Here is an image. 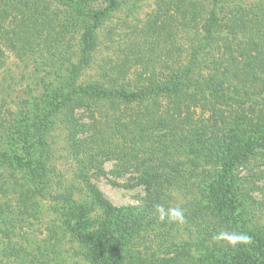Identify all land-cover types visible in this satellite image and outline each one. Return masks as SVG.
<instances>
[{"label":"trees","instance_id":"trees-1","mask_svg":"<svg viewBox=\"0 0 264 264\" xmlns=\"http://www.w3.org/2000/svg\"><path fill=\"white\" fill-rule=\"evenodd\" d=\"M50 2L69 5V0ZM156 3L165 15L170 14V37L165 35L164 39L159 32L140 43L125 42L133 52L132 60L123 65L113 62L112 70H100L110 88L79 84L81 70L68 71L65 79L51 85L53 100L31 121L34 133L27 140L45 145L44 128L56 113H62L73 155L82 167L97 165L96 156L105 153L136 165L135 182L144 187L147 205H130L124 213L135 215L156 203L169 202L178 191L191 194L184 208H189L190 200L195 202L193 213L205 217L208 225L219 227V231L223 228L221 236L228 234L239 242L240 238L252 239L255 231L262 230L260 240L264 241V194L259 196L264 190V0ZM116 4L113 0L112 6ZM45 7V0H0V50L8 47L28 55L45 48L44 41L50 37L62 52L64 20H58ZM109 11L104 8L96 14L103 16ZM176 27L179 33L189 36L192 32L194 36L184 42L174 40ZM95 36L91 28L83 35L81 62L90 61ZM1 57L0 52V62ZM161 64L165 70L159 71ZM111 101L116 112L109 114L102 107ZM120 103H127L129 111L125 106L115 109ZM82 108L90 113L91 121L78 115ZM103 118H112L111 125L102 126ZM40 129L44 133L37 137ZM115 138L119 141L114 143ZM46 160L47 156L17 159L0 148V164L22 170L37 181L34 184L56 170L51 166L49 172ZM86 184L102 215L96 230L83 234L82 243L110 246L113 263L120 264L122 242L113 220L123 209L114 206L90 181ZM30 185L16 186L11 202L0 198V219L11 221L13 204L34 200L30 195L35 196L36 190ZM3 195L0 190V197ZM60 199L65 200L66 211L73 218L81 221L86 217V207L71 206L67 199ZM80 228L85 229L84 223ZM200 261L221 262L208 257Z\"/></svg>","mask_w":264,"mask_h":264},{"label":"rangeland","instance_id":"rangeland-1","mask_svg":"<svg viewBox=\"0 0 264 264\" xmlns=\"http://www.w3.org/2000/svg\"><path fill=\"white\" fill-rule=\"evenodd\" d=\"M115 1L117 4L112 6L113 0H69L68 7H65L45 0L44 9L58 16V20H64L65 36L60 45L63 51L56 49L57 44L50 37L49 41H44L45 48L40 47L28 55L8 47L0 50V148L17 159L47 156L49 172L51 166L56 168L49 176H41L43 182L34 184L37 181L22 170L6 169L0 164V190L4 192L1 199L7 202L14 199V188L19 185L24 188L33 184L36 190L35 196L30 195L35 201L27 198L24 204L12 205L11 221L0 219V264H114L110 246L82 243L83 234L96 230L102 215L98 206L93 204L87 180L114 206L123 209L113 220L114 231L122 242L120 264H203L200 260L204 257L217 262L221 260L222 264H264V241L260 240L262 230L255 231L252 239L240 238L239 242L231 235L221 236L223 228L220 232L219 227L208 225L205 217L193 213L195 202L190 200L189 208H184L191 194L185 196L175 191L169 202L156 203L153 208L148 207L135 215L124 213L130 205L139 208L147 205L144 187L135 182L136 165L132 160L125 161L122 157L105 153L96 156L97 165L82 167L73 155L62 113H56L44 128L45 145H35L32 140H27L31 132L34 133L30 128L31 121L53 100L51 85L65 79L68 71L81 70L79 84L92 89L110 88L100 70H112L113 62L123 65L128 59L132 60L133 52L126 48L125 42L140 43L159 32L163 33L162 38L165 35H168L167 39L170 37L167 27L170 14L165 15L156 0ZM104 8L110 10L107 15L96 14ZM88 28L95 32L91 41L96 45L90 61L84 63L80 61V42ZM175 31L174 40L177 41L184 42L194 36L192 32L189 36L181 31L180 34L177 27ZM158 70H165L164 64L159 65ZM63 90L66 94L67 89ZM112 102L103 105L106 113L116 112L110 105ZM126 105L120 103L115 109L125 106L124 110L128 112L130 107ZM84 110H78V115L86 122L91 121L90 113ZM111 123L112 118H103L101 125L106 127ZM38 126L41 127L42 122ZM43 131L40 129L37 137L42 136ZM115 141H119L118 138ZM100 168L103 171L99 173ZM262 194L264 190L259 196ZM60 198L67 199L71 206L80 204L86 207V217L81 221L78 217L73 218L66 211L65 200ZM158 205L165 214L171 209H181L182 222L167 217L162 222ZM82 223L85 229L80 228ZM216 236H220V241Z\"/></svg>","mask_w":264,"mask_h":264},{"label":"clouds","instance_id":"clouds-1","mask_svg":"<svg viewBox=\"0 0 264 264\" xmlns=\"http://www.w3.org/2000/svg\"><path fill=\"white\" fill-rule=\"evenodd\" d=\"M157 211L159 212V219L163 222L166 217L168 220L176 221L179 220L182 222L183 220V212L181 209L176 208V209H171L168 214H165L163 211L162 206H157Z\"/></svg>","mask_w":264,"mask_h":264}]
</instances>
